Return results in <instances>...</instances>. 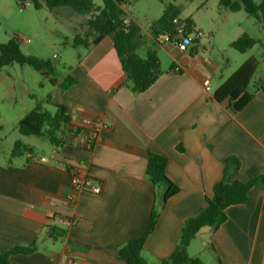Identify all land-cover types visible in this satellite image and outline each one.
<instances>
[{"label": "crops", "instance_id": "crops-1", "mask_svg": "<svg viewBox=\"0 0 264 264\" xmlns=\"http://www.w3.org/2000/svg\"><path fill=\"white\" fill-rule=\"evenodd\" d=\"M209 2L172 3L180 11L178 19L191 20L192 30L202 34L184 53L163 37L154 39L151 24L144 30L124 11L127 23L140 30V46L148 38L159 61L161 75L143 93L130 92L111 37L79 47L66 75L76 84L63 92L54 87L55 101L74 124L89 118L104 125L91 149L75 139L45 150L26 145L33 154L12 159V148L0 150V250L36 246L31 254L12 256L14 264H63L68 256L73 264H126L119 249L143 234L153 206L158 216L141 255L146 264H162L176 250L184 223L205 208V198L224 176L226 159L235 160L227 183L264 177V93L254 88L253 98L235 114L214 100V91L233 72L226 74L223 59L201 52L202 39L214 38L219 29L216 17L229 12L214 0L213 16L207 13ZM200 12L208 14L206 23ZM50 13L69 23L76 16L66 7ZM242 34L239 28L230 44ZM161 56L169 64L162 66ZM150 154L167 158L165 174L178 189L163 205L164 187L158 200L157 187L145 176ZM74 172L97 182L100 193L74 192ZM225 213L219 229L200 230L188 256L199 260L190 250L201 237L213 254L210 264H264V184L249 190L245 205L230 206ZM50 229L63 233L54 238Z\"/></svg>", "mask_w": 264, "mask_h": 264}, {"label": "trees", "instance_id": "trees-1", "mask_svg": "<svg viewBox=\"0 0 264 264\" xmlns=\"http://www.w3.org/2000/svg\"><path fill=\"white\" fill-rule=\"evenodd\" d=\"M28 1L35 10L45 7L49 12H52L57 8L66 7L71 9L76 16L86 18L87 31L83 35L75 34L70 42L69 39H64L63 45H69L73 49L79 47L86 49L90 45L98 44L105 37H111L113 48L132 94L145 92L160 77V66L155 52L148 50L144 58H141L136 52L140 46V30L132 21L125 23L127 16L123 10V5L129 0H99V4H96L94 0ZM218 2L221 8L231 13L244 12L247 16L253 18L264 32V0H260L259 3H255L254 0H218ZM179 14V9L172 3L165 4L161 16L153 21L149 27L152 37L154 39L158 37L172 39L175 34V25L172 22L174 19H178ZM182 22L185 25L186 33H191V20L187 19ZM260 44L259 40L247 34H242L230 44V48L239 54H244ZM13 64L33 69L51 86L57 87L62 92L76 84V81L70 76L59 82L54 77V67L51 61L25 56L20 51L15 39H10L7 43L0 45V69ZM257 67L258 62L255 58L247 59L214 91V100L219 104H223L233 114L243 109L253 98L254 93L248 92L247 89ZM254 88L255 92L261 91L264 93V80ZM18 133L25 137L45 138L51 146L60 147L70 144L75 139L79 140L85 132L72 122L70 113L64 107L58 106L56 112L50 114L36 104L19 121ZM88 138L87 149H91L94 139L92 137ZM26 154L32 155V149L20 141H16L13 144L10 159L22 157ZM233 162L235 160L231 158L225 160L222 180L214 185L212 196L205 198V208L184 223L176 250L167 260L162 261V264H202L199 260L188 256L187 249L192 240L203 228H209L212 232L219 229L226 221V209L230 206L245 205L248 202L249 190L254 186L264 184L263 176L255 177L246 183H227L226 176L231 170L230 164ZM166 164V157L150 154L145 168V176L151 185L153 187H164L162 205L178 192L177 187L165 174ZM235 169H238V166H235ZM157 216V207L153 206L143 234L138 238L128 240L119 249V256L126 264H146L141 252L144 242L154 230ZM49 233L51 237L57 238L63 232L50 229ZM35 250L36 246L34 244L15 247L7 252L0 250V264H14L11 261L12 256L18 254L28 255Z\"/></svg>", "mask_w": 264, "mask_h": 264}, {"label": "rangeland", "instance_id": "rangeland-1", "mask_svg": "<svg viewBox=\"0 0 264 264\" xmlns=\"http://www.w3.org/2000/svg\"><path fill=\"white\" fill-rule=\"evenodd\" d=\"M99 4V0H94ZM184 3L185 0H129L123 5V10L131 16L142 29L148 30L149 24L158 19L167 3ZM259 3L260 0H254ZM217 2L210 0L208 12L215 16ZM206 15L200 12L198 16L206 23ZM218 31L213 32L214 38L205 36L202 39L206 55L218 58L227 63L226 74L235 72L247 59L255 58L257 70L252 77L247 91L264 80V32L261 26L244 12H226L220 18L216 17ZM86 18L75 16L70 23L58 21L45 7L35 10L28 0H0V45L15 39L20 51L25 56H33L49 60L54 67V77L63 80L69 66L75 64L77 53L82 48L73 49L63 45L64 38H73L75 34L83 35L87 28ZM239 28L250 37L261 42L244 54H239L229 44ZM216 34V35H215ZM153 48L152 42L146 38L137 53L144 58L147 51ZM162 58V66L169 61ZM58 91L51 86L38 72L27 66L13 64L0 69V150L9 152L16 141L40 149H48L50 145L45 138L21 136L18 133L19 120L25 117L36 104L44 110L54 113L57 108L55 97ZM162 186L157 187V198H161ZM191 254L198 256L203 264L214 261L212 252L203 244L200 237L192 243Z\"/></svg>", "mask_w": 264, "mask_h": 264}, {"label": "built area", "instance_id": "built-area-1", "mask_svg": "<svg viewBox=\"0 0 264 264\" xmlns=\"http://www.w3.org/2000/svg\"><path fill=\"white\" fill-rule=\"evenodd\" d=\"M172 23L175 25L174 37L172 39H168V37H163V40L167 43H171L180 53L186 52L190 47L194 45L195 41L202 36L200 32H196L193 30L191 33H186L184 23L177 18L174 19ZM172 71L174 73H179L180 69L179 67H174ZM208 84V81L204 82V86H208ZM75 124L82 128L85 132L80 137V142L86 147L89 143L88 137H92L95 143L96 137L104 129V125L96 119L79 118ZM71 188L74 192H88L94 195L100 193V186L97 182H94L89 177L81 176L77 172H74L72 175ZM65 224L68 226L71 223L65 222ZM63 264H73L72 258L68 256Z\"/></svg>", "mask_w": 264, "mask_h": 264}, {"label": "water", "instance_id": "water-1", "mask_svg": "<svg viewBox=\"0 0 264 264\" xmlns=\"http://www.w3.org/2000/svg\"><path fill=\"white\" fill-rule=\"evenodd\" d=\"M128 19L125 20V23H127Z\"/></svg>", "mask_w": 264, "mask_h": 264}]
</instances>
